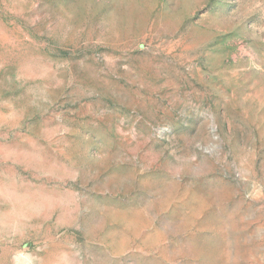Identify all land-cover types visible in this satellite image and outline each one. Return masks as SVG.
<instances>
[{
	"label": "rangeland",
	"instance_id": "obj_1",
	"mask_svg": "<svg viewBox=\"0 0 264 264\" xmlns=\"http://www.w3.org/2000/svg\"><path fill=\"white\" fill-rule=\"evenodd\" d=\"M0 264H264V0H0Z\"/></svg>",
	"mask_w": 264,
	"mask_h": 264
}]
</instances>
